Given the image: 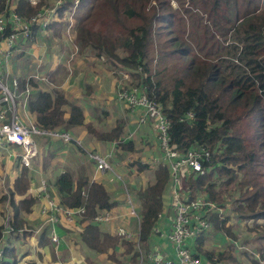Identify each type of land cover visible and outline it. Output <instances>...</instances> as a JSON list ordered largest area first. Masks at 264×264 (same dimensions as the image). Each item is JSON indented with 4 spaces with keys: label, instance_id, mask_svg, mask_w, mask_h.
<instances>
[{
    "label": "trees",
    "instance_id": "trees-1",
    "mask_svg": "<svg viewBox=\"0 0 264 264\" xmlns=\"http://www.w3.org/2000/svg\"><path fill=\"white\" fill-rule=\"evenodd\" d=\"M6 1L0 0V13L6 14L8 9L24 19L46 8L42 0L36 7H30L26 0H14L12 5ZM170 1L177 3L176 9L170 7ZM72 9L73 0H64L41 31L50 39H67L63 30L67 14L73 11L70 38L78 44L79 52L88 50L96 58H107L110 69L123 70L133 78L131 85L134 83L149 102L160 107L168 123L169 144L176 151L202 148L209 153L207 162H202L210 169L208 173L188 178L185 184L188 198L195 197L193 192L205 195L221 210L224 195L233 188L237 198L232 215L240 221L245 215L239 213L246 211L249 215L245 219L264 221V0H77ZM202 17L207 22L201 24ZM191 20L192 31L185 35L183 29ZM31 31V38L41 32L35 26ZM4 33H8L7 28ZM36 84L44 85L38 80L27 81L34 92L26 100V111L37 129L82 128L87 137L97 141L120 139L121 119H115L108 132H98L91 125L85 126L79 105L71 104L63 94L39 90ZM23 85L24 80L19 81V88ZM132 145L126 141L119 147L133 152ZM129 167L138 173L148 169L137 161ZM27 171L20 166L8 193L0 196V202L6 201L10 209L12 233L22 238L29 234L20 217L28 215L34 205V199L25 196ZM153 176L154 183L144 189L136 207L138 241L143 246L162 210L167 168L157 167ZM52 189L63 208L84 210V225L78 235L84 247L104 254L111 264H121L116 250L124 246L122 255H128L131 243L101 234L91 223L98 211L114 207L103 185L74 180L65 171L54 179ZM16 197L19 200H14ZM207 218L210 229L196 239L192 257L210 264H237L231 215L210 213ZM1 233L2 225L0 238ZM217 235L228 240L225 247L203 250L204 241ZM47 242L43 231L36 244L44 247ZM0 264H16L10 245L3 248ZM85 264L97 263L86 259Z\"/></svg>",
    "mask_w": 264,
    "mask_h": 264
},
{
    "label": "crops",
    "instance_id": "crops-1",
    "mask_svg": "<svg viewBox=\"0 0 264 264\" xmlns=\"http://www.w3.org/2000/svg\"><path fill=\"white\" fill-rule=\"evenodd\" d=\"M41 30L44 29H40V31ZM56 41L57 40L55 39H50V36L42 31L36 32L32 36V38L21 47V50L19 52L13 53V55L8 59L6 64V72L8 74V77L19 79L18 71L19 67L21 68V66L18 65L19 63L31 64L34 68L33 73L31 74H37L39 76L46 77V79L55 78L58 75L56 69L59 66H61V70H63L64 67L67 70V65L63 64L62 61L50 62L53 52H56L51 47L54 45V43H56ZM57 58H55V60H57ZM40 59H46L47 61L41 62ZM12 62L16 63L14 69L17 75H12L9 72L11 70ZM104 66L105 64H103L102 62L98 63L96 66V68L98 69V72L96 73L100 81H102V77H107V82L104 83L109 89V92H107L106 90L104 91L105 98H101L100 105L101 107L105 108L103 109V116L101 117V120L104 116H108L107 119H112L114 116H116L115 119H121L123 121V130L120 135V139L106 142L97 141L87 137L85 131L82 128L69 129L65 131L55 130L59 132H65L69 135L72 140L68 144L63 143L56 137H54L55 140H52L51 137L48 136L39 137L38 139L36 138L37 140L35 139L38 142V169L41 170V173L33 172L31 173L32 176L27 175L28 190L25 196H30L31 198H33L34 205L28 215H21L20 217L24 225H27L26 231L29 235L25 238H22L13 233H4V231L6 230V223L8 221L10 222V209L7 205H5L4 207H0V225H2L3 230L0 247H3L5 245H10L11 247H13L16 254V263L27 260L28 262L25 264H85V260L89 259L97 264H111V262L106 260L104 254L93 253L90 250L86 249L80 242L78 235L83 229V225L80 222H77L74 228H69L66 226H59L58 228H56L55 233L58 237V244L55 246L50 242H47V244H50V249L47 252L42 249V246H38L36 244L38 241V236H40L43 231H45L46 233V228H44L45 223L38 212L39 206L42 204V199H36L41 183L37 181L38 176L39 180L41 179L40 176H44V183L49 184L51 187L54 179L65 171L70 172L74 180L77 178H82L88 183L94 182L102 184L108 195L109 201L114 204V207L108 210L111 215V219L108 223L100 224L97 226L95 225L98 228L99 232L101 234L112 236L116 233V230L122 228L133 235L137 233L138 224L136 218L138 219V212L131 192H135L136 195L134 196L138 197L139 194H141V192H139L140 189H145L147 186H150L154 183V170L157 167H166V164L161 161V154L159 152L158 144L151 126L147 123L139 124L137 122V117L142 115L141 113L143 112V110L141 108H138L136 109V111L130 112L126 106L116 101L114 85L112 84V77H115L116 73L114 72V69H112L111 73L107 76L106 73H108L109 70H105ZM72 81L73 79H71V82ZM77 82L78 81L76 80L73 84L77 86ZM29 90L32 93V90ZM76 92L77 87H75L74 91V93L77 95ZM21 105V103L19 104L17 102L15 106V115L17 117H20L23 122L29 121L32 123L29 114L25 112V107L22 108ZM89 120L90 117L86 113H84V124L90 125L89 123H87L89 122ZM96 122L95 125L91 124L92 128L98 132L105 133L108 132L112 127L114 121L109 125L107 129L104 130H100V128L96 125ZM126 141L132 142L133 152H124L119 147V144H122ZM36 146L37 143L35 142V147ZM8 148L9 146L0 149V155L7 154V156H9ZM58 150H60V152L65 154V156L67 157H71V155H74V157L77 158L72 159L71 167L65 166L66 169L64 170L61 169L63 166H59L58 168H56L58 165L55 167H48L46 154ZM78 150H80V152ZM88 152H94L102 156H106L108 164L110 162L109 169L102 174L97 173L94 169L93 164L87 159V156L85 155ZM58 159L59 158H57V160ZM152 159H156L155 164H151ZM4 161L5 163L1 160L0 166V196L8 193L13 180L18 175L20 170L19 162H17L15 166L17 167L18 173L15 174L14 171H12L15 163H8L6 160ZM134 161H137L140 164L147 165L148 169L137 174L134 169H131L129 167V164ZM34 162L35 160L33 161V164ZM27 170H32L31 164ZM1 179H3V183H1ZM187 180L188 178L184 179L181 182L180 187H178L177 185L174 186L170 178V173L168 171V182L161 197L162 201L165 198H167V201L164 200L160 213V219L155 223L146 246H144L146 255L157 253L163 260L176 262L174 249L168 243L166 238L170 229V220L172 216L171 210L169 209V200L173 189H176V191L180 189V191L184 195H190V192L184 189ZM113 182H116L115 185L118 184L117 182L124 183L120 190L121 197H119V191L116 192L115 187H112ZM193 194L195 196H203L202 194L194 192ZM49 195H52L55 198L53 189L50 190ZM16 199L19 200L17 197L14 198V200ZM137 200H139V198H137ZM165 201L166 207L164 208ZM2 204L6 203L2 202ZM131 206L133 209L132 214L134 212L136 218L129 217L130 215H126L127 209L131 208ZM225 211L226 208L221 209L220 214H218L217 212H215L214 214H217L218 216H225ZM227 215H229V213ZM232 219L237 220L233 215ZM238 221L239 220H237V222ZM229 224L231 225V219ZM235 225H238V223H235ZM213 238H218V244L217 246L215 245V247L219 248L210 251L222 250L223 246L225 247V244L228 243V240L226 238H220L218 235L206 241H210ZM136 241L137 239L135 237L129 239V242L133 244L132 248ZM195 241H188V246L192 248ZM206 241H204V243ZM139 244L141 243L139 242ZM203 250L205 249L203 248ZM123 251V246L117 248L116 250V256L119 261L121 260L119 255L123 256L122 258L124 260L125 257L129 258V256L122 255ZM135 259L136 257L134 256V260ZM199 260L201 264H210L209 262L203 261L200 258Z\"/></svg>",
    "mask_w": 264,
    "mask_h": 264
},
{
    "label": "built area",
    "instance_id": "built-area-1",
    "mask_svg": "<svg viewBox=\"0 0 264 264\" xmlns=\"http://www.w3.org/2000/svg\"><path fill=\"white\" fill-rule=\"evenodd\" d=\"M63 1L57 0L49 8L38 11L27 19L8 11V9L6 14L0 13V149L7 146L17 147L20 152L18 155L19 165L27 169L30 167L31 160L36 156L33 138L56 137L65 144H68L72 139L65 132H47L37 129L33 123L29 121L23 122L20 117L15 115L17 102L21 103V107H25L26 110V100L30 95L27 81L38 80L43 82L44 79H42L43 77L38 78L36 74L32 75L29 79L24 80V85L21 89L17 79L8 77L6 64L13 53L19 52L21 47L31 39V28L35 26L39 29H45L54 18L56 7L61 5ZM26 2L30 7H36L40 0H26ZM76 5L77 0H73L72 10H74ZM72 12L67 14V24L64 27V33L70 41L69 32L72 26ZM5 28L8 29L7 34L4 33ZM114 72L120 77L115 85L116 101L126 106L130 112L136 111L138 108L143 110L142 115L137 117V122L139 124L147 123L151 126L161 154V161L166 164L173 185L180 187L181 182L186 178L195 179L206 175L210 169L203 166L202 162H207L209 153L202 148H193L182 153L176 151L169 144L167 135L168 123L162 116L160 107L149 102L136 86L131 84L124 85L123 80L128 77L122 70H114ZM85 155L93 164L97 173L102 174L109 169L106 156L94 152H88ZM202 158L203 161H201ZM155 163L156 159H152L151 164ZM51 189L50 185L41 182L36 199H42L38 212L45 223L46 237L52 245L56 246L58 237L55 229L59 226L74 228L77 222L84 225L81 222L84 210L81 207L77 209L63 208L52 195H49ZM169 201V209L172 216L166 238L174 249L176 262L163 260L160 255L153 253L152 255H146L144 260L139 259L137 264H201L199 258L192 257L191 247L188 246L187 242L195 241L201 235L207 233L210 229L207 214H214L215 212L220 214V210H217L213 203H209L205 195L189 199L188 195H184L180 189L177 191L173 189ZM132 211L131 206V208L127 209L126 215L136 218ZM160 216L158 215L157 221ZM110 219L109 211H98L91 223L97 226L108 223ZM136 220L139 225V218H136ZM5 229L4 233H12L9 221L6 223ZM115 234L125 240L135 237L137 239L135 244L139 243L138 229L134 235L122 228L116 230ZM2 236L3 230L0 244ZM5 246L0 247V259Z\"/></svg>",
    "mask_w": 264,
    "mask_h": 264
},
{
    "label": "rangeland",
    "instance_id": "rangeland-1",
    "mask_svg": "<svg viewBox=\"0 0 264 264\" xmlns=\"http://www.w3.org/2000/svg\"><path fill=\"white\" fill-rule=\"evenodd\" d=\"M42 1L46 5L45 9H47L51 6L52 3L56 2L57 0H42ZM7 3H10L12 5V4H14V0H8L5 2V4H7ZM170 7L172 9H176L177 3L175 1H170ZM202 18H203V20H202ZM202 18L200 20L201 24L203 21L207 22L206 18H204V17H202ZM191 25H192V20L190 21V23H189V21H188V23H186V26L183 29L185 35L190 34V32L192 31ZM199 29H198V33L200 31ZM63 34L65 35L64 30H63ZM69 35L72 36V30L71 29H70ZM184 37L185 36L183 35V39H184ZM51 48L54 49L56 52L55 53L53 52V54L51 56L52 58L49 57V58H51L50 62H55V61L61 62L62 61L63 64L67 65V70L65 69V67L63 68V70H61V66L57 67L56 72L58 73V75L55 78L46 79V77H44V78H42V79H44L42 82L44 85L36 84L37 87L39 88V90L50 91V92L53 91V92H56L59 94H63L65 97H67V100H69V102L71 104L74 103L76 105L79 104L81 106V109H83V114L86 113L90 117V120L87 123H89L90 125L91 124L95 125V122L97 121L96 125L100 128V130L107 129L109 127V125L114 121L116 116H114L112 119H110V118L107 119L108 116L107 117L104 116L103 119L101 120V117L103 116V109H105V108L101 107V105H100L101 98L104 97V94H105L104 91L106 90L107 92H109V89L104 83V82H107V77L106 76L102 77V81H100V79L96 73V72H98V69L96 68V66L100 62L105 64V66H104L105 70L106 69L109 70L108 73H106V75L108 76L111 73L112 69H110L107 65V62H108L107 58L105 59V58L99 57L98 59H96L95 53L88 51V50H82L81 52H79L80 48H79L78 44H76L74 42L73 39H72V41H70L68 39L57 40L56 43H54V45ZM117 54H119V53H117ZM57 57H59V58H57ZM55 58H57V60H55ZM40 61L46 62L47 60L46 59H40ZM13 62L11 64V70L9 72L12 75H17V73L14 69V66L16 65V63H13ZM18 65L21 66V68L19 67V71H18L19 79H17V80L22 81V80L29 79V77L32 75L31 73H33V69H34L32 67V65L29 63H23V64L19 63ZM113 68H115V67L113 66ZM115 70H117V69L115 68ZM117 71H121V70H117ZM123 72L128 77V78H126V80H123L124 85L131 84L133 82V78L132 77L130 78L125 71H123ZM9 78H12V77H9ZM71 79H73L72 82H71ZM119 79H120V77L117 74L115 75V77H112V84L114 85V91H115V85ZM76 80L78 81L77 86H75V84H73ZM75 87H77V92H76L77 95L74 93ZM32 92H34V89H32ZM30 93H31V91H30ZM86 125L87 124H85V126ZM85 126H84V129H85ZM35 139L36 138H33L34 142L37 143L36 156L34 157V159L31 160L32 162H30L32 170L27 171V175H29V176H32L31 173H33V172L37 173V172L41 171L38 169V142L36 141L37 139L36 140ZM51 139L55 140L54 137H51ZM53 153H54V155H53ZM8 154H9V156H7V154L0 155V166H1V160L4 163H5L4 160H6L8 163L14 162L15 164H14V168L12 169V171H14V173L16 174V173H18V171H17V167H15V166H16V163L18 162V159H19L18 155L20 154V152L17 149V147L9 146ZM46 156H47L46 161H47L48 167H55L58 165L56 167V168H58L59 166H63L61 168L63 170L66 169L65 166H67V167L72 166V159H77L74 157V155L73 156L71 155V157L65 156V154L60 152V150L54 151L52 153H47ZM57 158H59V159L57 160ZM34 160H35V162L33 164ZM109 164H110V162H109ZM134 171L136 172L135 169H134ZM136 173L139 174L140 172L139 173L136 172ZM40 177H41L40 180H39V176L37 177V181L45 182L44 176H40ZM39 182H38V184H39ZM1 183H3V179H1ZM115 183L116 182H113L112 187L113 186L115 187L116 192L119 191V193H120L119 197H121L120 190H121V187L124 185V183L123 182L122 183L117 182L118 184H116V185H115ZM47 185H49V184H47ZM143 191H144V189H140L139 192H141V194H139L138 197L134 196V195H136L135 192H131V195H133V199L136 203V207H137V204H139V201L142 200ZM215 191H216V189H215ZM226 193L227 194L224 195L225 196L224 197V201H225L224 202V208H226L225 214L227 215L229 213V215H231L230 219H231V225H232V232L236 238V245H235L236 247L234 249L235 250L234 251L235 252L234 257H235L237 264H252V261H254L255 264H264V261H263L264 260V221L258 220L256 222H253L252 220L245 219L246 215H249L246 211H241L239 213V214L245 215V216H240V217H242L241 219H243V220H240L237 222V220L232 219V210L231 209L233 207H236L235 200L237 198V194L235 193V190H233V188L228 189ZM137 198H139V200H137ZM164 200L167 201V198L163 199L162 204H163ZM166 201L164 203V208L166 207ZM3 202H5L6 204H2V202H1L0 207H4L5 205H7L6 201H3ZM235 223H238V225H235ZM25 229H27V228H25ZM112 236L118 238L121 241H126L120 237H117L116 234H114ZM126 242L131 243V242H129V240H127ZM135 243H134L133 248L131 249V253L126 255V256H129V258L125 257V260H124L122 258L123 256L119 255L120 259H121L120 262L122 264H133V263L137 264L139 259L144 260V258L146 256L144 246L139 244L138 242H137V244H135ZM217 244H218V238H213L210 241H206L205 243H203V246H204L203 248L207 251H210L213 249H218L219 247H215V245L217 246ZM132 245L133 244L131 243V246ZM124 248L125 247L123 246V250H124ZM42 249L47 252L50 249V244H46ZM132 255H134L136 257L135 260H134V258L132 259ZM131 260H132V262H131ZM27 262L28 261L25 260L23 262H17L16 264H25ZM222 264H231V263L222 262Z\"/></svg>",
    "mask_w": 264,
    "mask_h": 264
}]
</instances>
